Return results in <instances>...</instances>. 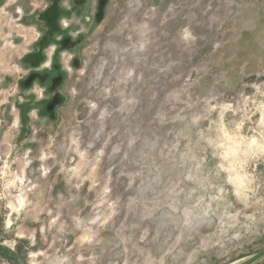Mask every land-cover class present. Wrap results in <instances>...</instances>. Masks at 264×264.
Here are the masks:
<instances>
[{"label":"rangeland","instance_id":"obj_1","mask_svg":"<svg viewBox=\"0 0 264 264\" xmlns=\"http://www.w3.org/2000/svg\"><path fill=\"white\" fill-rule=\"evenodd\" d=\"M101 1L34 67L50 1L0 0V264L263 250L264 0ZM52 61L60 87L25 88Z\"/></svg>","mask_w":264,"mask_h":264},{"label":"flooded vegetation","instance_id":"obj_2","mask_svg":"<svg viewBox=\"0 0 264 264\" xmlns=\"http://www.w3.org/2000/svg\"><path fill=\"white\" fill-rule=\"evenodd\" d=\"M50 1V7H48L49 9L51 8V6L53 5V2L52 0H49ZM60 1L61 3V7H59V12L58 13H55V12H49V9L47 10L48 12V17L47 19L48 20H45L43 21L44 25H49V27H44L45 29V33L43 34V37L46 35V33L49 31V32H52V35H51V40H50V43L49 45L51 44L52 40L54 41L55 38H59L60 41L58 43L59 45V48L56 47V53L58 54V52H60L59 50L63 47V48H67L69 47L70 49H73V45H76L78 44L79 42L82 41V45H80V48H82V46L84 45L85 43V40H84V34H78L80 35V37H76L74 40H70L69 36H68V32L69 29H63L64 27L62 26L61 22L63 21L62 19L63 18H67L69 20V23L71 24L70 27L73 26V31L75 29L78 28L80 22H81V19L79 21V18L78 17H82V14H83V11H82V7L86 4L87 6V10H86V13L88 14H92V11L91 10V1L92 0H69V4H68V7H65L63 5V0H58ZM105 6V0H102L101 3H100V7H99V11L101 9V11L99 12L100 13V16L103 15V7ZM98 13V12H97ZM65 18V19H66ZM76 18L78 19L77 22H76ZM91 24L92 23H95L96 20H95V15L93 14V16H91ZM90 21V20H89ZM87 20V22H89ZM75 22V23H74ZM78 24V25H77ZM69 27V28H70ZM61 37V38H60ZM48 45V46H49ZM47 46V47H48ZM37 47V46H36ZM46 47V48H47ZM45 48V49H46ZM44 49V50H45ZM43 50V51H44ZM75 52V51H74ZM55 54V56L57 55ZM58 58V56H57ZM58 64H57V63ZM56 62H53L52 61V64L50 66V69H41V71H37V74L39 75L32 83V86L34 85V83L37 81V83L41 86H48V88L46 89V91L48 90L49 91V88L51 86V84L53 83V80L56 76H59V79L57 80V86L58 84L62 83V79L63 77L65 76V73L63 72V70L60 68V65H59V62L56 61ZM42 63V62H41ZM40 63V64H41ZM40 66V65H39ZM37 66V67H39ZM60 87V85L58 86ZM45 91V92H46ZM43 98V97H42ZM50 98V97H49ZM45 105H46V102H45ZM41 111V110H40ZM44 111V110H42Z\"/></svg>","mask_w":264,"mask_h":264},{"label":"water","instance_id":"obj_3","mask_svg":"<svg viewBox=\"0 0 264 264\" xmlns=\"http://www.w3.org/2000/svg\"><path fill=\"white\" fill-rule=\"evenodd\" d=\"M53 5L51 6V8L49 9V12H55L57 11L58 9V12H59V8H58V3L56 4L53 0ZM48 17V12L46 11L43 15V18L41 19V21H45V20H48L47 19ZM49 27V25H44V27ZM51 35H52V32H47L46 35L44 37H42L38 44H37V51L33 52L32 54L28 55L26 57V62L28 64H30L31 66H34V67H37L40 65V63L44 60V54H43V50L49 45L50 43V40H51ZM33 57H38V62L37 63H32L30 58H33ZM39 75L37 73H33L31 74L26 80V83H24V86L25 88H29L33 81L38 77ZM264 257V249L241 260V261H237L233 264H256L258 261H260L262 258Z\"/></svg>","mask_w":264,"mask_h":264},{"label":"crops","instance_id":"obj_4","mask_svg":"<svg viewBox=\"0 0 264 264\" xmlns=\"http://www.w3.org/2000/svg\"><path fill=\"white\" fill-rule=\"evenodd\" d=\"M31 59H34L35 61L39 60L38 57H33Z\"/></svg>","mask_w":264,"mask_h":264}]
</instances>
